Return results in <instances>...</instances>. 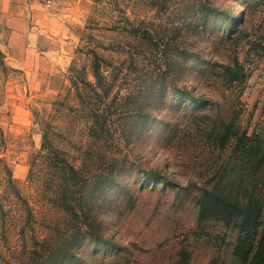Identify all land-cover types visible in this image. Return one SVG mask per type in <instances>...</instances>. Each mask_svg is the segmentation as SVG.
Listing matches in <instances>:
<instances>
[{"label": "rangeland", "instance_id": "rangeland-1", "mask_svg": "<svg viewBox=\"0 0 264 264\" xmlns=\"http://www.w3.org/2000/svg\"><path fill=\"white\" fill-rule=\"evenodd\" d=\"M45 8L0 50V264H255L199 197L264 222V0Z\"/></svg>", "mask_w": 264, "mask_h": 264}, {"label": "trees", "instance_id": "trees-1", "mask_svg": "<svg viewBox=\"0 0 264 264\" xmlns=\"http://www.w3.org/2000/svg\"><path fill=\"white\" fill-rule=\"evenodd\" d=\"M61 170L65 177L78 173L67 159L62 160ZM81 170V169H80ZM263 181V179H262ZM69 206H65L68 209ZM263 201L257 195L245 198L203 189L199 197V218L216 216L239 226L240 235L233 246V254L240 259L251 258L255 264H264V222H261ZM194 264V263H188ZM206 264H213L210 261Z\"/></svg>", "mask_w": 264, "mask_h": 264}, {"label": "crops", "instance_id": "crops-1", "mask_svg": "<svg viewBox=\"0 0 264 264\" xmlns=\"http://www.w3.org/2000/svg\"><path fill=\"white\" fill-rule=\"evenodd\" d=\"M51 16L40 0H0V50H11L13 36H49Z\"/></svg>", "mask_w": 264, "mask_h": 264}, {"label": "built area", "instance_id": "built-area-1", "mask_svg": "<svg viewBox=\"0 0 264 264\" xmlns=\"http://www.w3.org/2000/svg\"><path fill=\"white\" fill-rule=\"evenodd\" d=\"M54 0H40V3L44 7H50L53 4Z\"/></svg>", "mask_w": 264, "mask_h": 264}]
</instances>
